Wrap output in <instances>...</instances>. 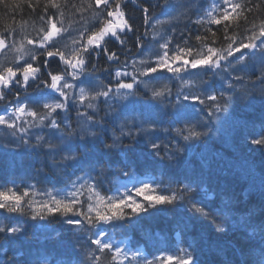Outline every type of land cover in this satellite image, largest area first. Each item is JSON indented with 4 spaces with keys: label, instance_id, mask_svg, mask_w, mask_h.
I'll return each instance as SVG.
<instances>
[{
    "label": "trees",
    "instance_id": "trees-1",
    "mask_svg": "<svg viewBox=\"0 0 264 264\" xmlns=\"http://www.w3.org/2000/svg\"><path fill=\"white\" fill-rule=\"evenodd\" d=\"M232 2L245 3L252 8V12L245 11L234 21L216 25L210 21L218 17L226 7L223 0H122L121 10L133 31H117L119 39L110 36L101 43L109 53L115 52L119 59L109 61L102 50L97 57L92 52V46H89L88 53L81 52L79 58L85 60L86 73L114 87L118 82L115 71L138 74L137 70L142 72L153 60L163 56L162 45L167 37H171L169 58L176 53L177 48L184 49L186 55L189 48L192 52L199 48L207 52L205 50L208 47L221 51L229 44L235 47L242 40L248 42L247 37L259 32L261 22L264 21V0ZM56 3L59 9L52 7L50 0H0V38L4 41L0 50L7 49L5 56L0 57V70L6 67L15 69L25 61L33 62V56L38 57L33 67L40 68L37 79L33 81L30 78L27 88L21 83L2 89L4 101L0 100V115L5 113V108L1 107L3 103L7 106L12 104V108L16 106L17 99L23 101L27 97L34 108H37L38 100L43 98L44 102L51 97V93L56 101L62 99L46 87L45 82L51 83L49 72L61 74L70 78L72 84H77L69 75L73 71L70 66L57 57L47 58L41 53L54 43L55 48L64 53L65 60L73 59L75 63L73 53L86 45L87 37L97 31L108 18L103 14V5L97 8L94 0H56ZM45 6L48 7L46 14L43 11ZM143 7L150 9L147 21L144 19ZM49 17L53 18L52 22L57 24L60 32L51 41H44L43 35L50 30ZM156 20L164 23L156 24ZM197 36L202 39L197 40ZM137 37H140L139 43L143 47L137 46ZM120 40L124 43L121 44ZM260 51L251 48L243 50L245 55L254 58ZM235 55L239 56V53ZM193 57V53L188 56L189 59ZM45 59L48 60L46 66L43 63ZM235 61L229 57L228 61H221L219 68L191 70L197 73L194 78L186 72L157 73L154 74L156 79L139 76L141 82L138 87L110 94L106 104L101 102L106 98L93 101L99 109L95 119L103 118L109 106L113 113L119 114V120L105 119L107 142H111L113 128L119 132V123L129 127L125 117L131 119L139 116L143 119L141 113H151L163 119L165 122L162 127L170 131L159 133L155 141L161 145V157H164L162 161L160 159L162 167L153 162L159 161V157L154 155L144 137H139L135 146L127 151V162L120 150H113L111 168H108L109 161L91 143L83 148L77 146L75 153L65 151L63 154H80L79 164L64 161L62 155L53 152L46 154L50 162L45 166H26L24 173L21 172L23 169L18 171L25 162L20 155L28 154L16 152L20 145L12 149L10 147L8 152L0 151V154L5 153L1 155L9 171L8 175L0 178V191L13 189L23 194L27 189L29 193L21 202L24 209L22 213H8L0 209L3 212L0 226L22 228L16 234L0 233V264H45V261L47 264H114L112 254L95 251V245L89 244L90 239L96 238L92 233L100 228L108 233L110 242L127 253V260L118 258L122 264H169L165 259L168 255L183 256L185 249L194 255L195 264H233L226 260L229 257L244 260L241 264H260L264 259V145L252 141L264 137V81L257 79L258 72L264 71V59L257 60L258 66L249 64L253 65L250 68L256 75L244 81H232L230 78L233 73L240 77L233 70ZM172 78L183 81L192 78L190 84L196 87V95L201 99L205 94L217 95L218 100L195 103L188 110L187 119L176 123L170 118L180 101L171 97L172 94L176 96L175 90H169L175 82ZM16 79L22 81V76L18 75ZM119 79L131 82L130 77ZM221 84L224 85L221 87ZM80 86L83 85H77L72 90ZM221 88L233 90L232 94H228L233 99L220 98ZM244 88L248 89L245 96L241 92ZM86 91L91 94L87 87ZM153 91L164 94L154 97ZM128 92H134L135 96L128 95L125 98L124 94ZM78 100L77 92L69 94V112L53 115L58 123L61 116H67L73 129L84 131V121L76 120L77 112L94 110L78 106ZM215 103H220L221 108L226 107V110L216 111L213 107ZM35 123L38 131L44 128L39 119ZM61 127L63 129V124ZM176 129H182V132ZM193 131L202 135L183 139V136H189ZM10 135L15 142L19 141L16 135ZM123 143H129L127 137L123 138ZM143 147L146 149L143 150ZM221 147H227L231 155L222 154ZM28 153L35 154L37 158L43 154L41 151L36 152L35 148H31ZM168 156H172V160H168ZM218 156L224 159L220 160ZM97 159L99 164H96ZM101 168L107 170L101 176L96 192L92 193L88 188V184L92 183L89 178L100 176ZM123 172L131 174L125 176ZM56 173H61L62 177L57 178ZM141 182L153 185L154 191L147 195L175 193L185 198L177 199L173 204L156 205L147 212L130 215L122 220L102 222L97 227L87 225L86 222L79 226L62 222L63 213L50 214L40 207L42 204H51L52 197L66 200L71 199L73 194L83 203L84 211H87L89 204L103 208L108 197L130 194L134 199L144 201V197L137 196L135 192ZM81 184H84L83 188ZM184 186L196 191L189 194ZM194 204L197 207L206 206V211L219 210V214L205 218L194 211ZM217 224L225 230H218ZM133 252L139 255L134 258ZM93 256L99 259H93Z\"/></svg>",
    "mask_w": 264,
    "mask_h": 264
},
{
    "label": "snow or ice",
    "instance_id": "snow-or-ice-1",
    "mask_svg": "<svg viewBox=\"0 0 264 264\" xmlns=\"http://www.w3.org/2000/svg\"><path fill=\"white\" fill-rule=\"evenodd\" d=\"M95 6L100 8L103 5V14L108 18L106 22H103L102 26L97 30L93 31L87 37V44L83 45L82 47L78 48L74 53L73 56L76 58V62H73V59L65 60L64 53L59 51V49L55 48V44L49 46L47 50H45L41 55L47 58L57 57L61 61L68 66H70L73 71L69 74L72 76L74 80L77 81V84L68 83L65 80V77L61 74H52L51 72L48 73L51 83H47L46 87L48 89L54 90L55 92L59 93V96L62 98L55 103H45L41 100L36 102L37 108H40L45 111L42 115L36 111L29 108L27 104L20 103L19 100L17 103L19 104L18 107H15L13 110V114L9 115L7 118L5 115H0V125H4L7 128L13 129V135L17 132L23 133L27 135L29 129L33 127V124H30L28 121H24V124L21 126H17L16 120L22 119V115L16 114H27L33 120L36 118L39 119V123L44 127L51 130V137H54L59 143H53L51 139L46 140L44 136H37L36 142L37 145L46 147L49 149L50 152H65L70 151L75 153L77 146L83 148L87 144L91 143L94 147H96L97 151H99L102 157L109 161L108 168L112 167L110 163L111 157L113 155V150H120V153L125 158V162H127V151L132 149L139 137H144L146 140L149 148L153 151L156 157H161V145L156 141V138L159 133L161 132H168L170 129H165L162 127L163 123L165 122L158 116H155L151 113H141L140 115L143 116V119H140L139 116H133L131 119L125 117L127 121V125L129 127L126 128L125 123H119L118 128L119 132L117 133L116 128H113L112 135H111V142H107L106 140V126H105V119L110 118L112 120H119V114H115L111 110V106H109V111L105 112V116L99 120L95 119V117L99 114V109L97 104L93 103V101H100L101 98H106L102 103H107V98H110V94L114 92L116 94L120 93V90L127 89L131 90L134 86L138 87V84L141 82L139 81V76L146 77L148 79H156L157 73H164L170 72L173 74H177L180 72H186L189 75H196V72L191 70H198L202 68H212L221 66V61H228L229 57L233 59L243 61L245 59V54L243 52L244 49H255L258 46L261 49H264V21L261 22V26L259 28L258 33H253L252 36L247 37L248 42H244L243 40L236 44L233 47L232 44H229L227 48L221 50L208 47L207 53L204 55H197L191 59L188 56L192 55V49H187V54L185 55V50L177 48L176 53L171 57L168 58V47L171 43V37H167L166 42L162 45L163 56L159 57L158 59L152 61L144 70L140 72L137 70L138 74L128 73L124 71L117 70L115 71V77L117 78V83L114 87L110 84H103L101 81L96 80L90 74L86 73L84 65L85 60L79 58V54L81 52L88 53L89 46H92V52L95 56L99 57L100 51L102 50L109 61L111 60H118V56L115 52H108V49L101 44V41L104 40L106 36L111 34V36H116L117 30H127L128 32L133 31V27L130 23H128L127 19H124L125 13L121 10L122 0H94ZM226 7L223 9L222 13L216 17L214 20L210 21L215 23L216 25H220L222 22H229L238 19V17L245 11L248 13L252 12V8L247 7L245 3L236 2L233 3L232 0H223ZM50 5L54 8L59 9V5L56 3V0H50ZM113 5L115 7H113ZM31 6V5H30ZM14 7H18V5H14ZM44 13L48 12V7L45 6L43 9ZM142 12L144 15L145 21L149 20V7H143ZM235 14V15H234ZM63 15V13H61ZM112 18H119L122 22L121 23H114ZM245 19L247 17L245 16ZM53 18L49 17L50 22V30H48L43 35L44 41H51L52 38L60 32V29L57 28V24L52 22ZM156 24H162L163 21L156 20ZM155 26V25H153ZM41 32H44L41 29ZM83 36V33H81ZM137 46L143 47L142 44L139 43L140 37H137ZM197 40L202 39L200 36L196 37ZM256 40H259V45L255 43ZM121 44L124 43L123 40L119 41ZM29 43H35L34 41H29ZM4 45L3 38H0V46ZM239 53V56L235 54ZM215 57V59H214ZM38 57L33 56L31 60L35 62ZM33 62L25 61L22 65H18L15 69L13 67H6L0 70V100L4 99V91L2 89L10 88L13 84H21L23 87L27 88L29 86V78L31 77L33 81H35L40 74L39 67H33ZM231 61H229L230 63ZM44 65L48 64V60H44ZM135 63V61H133ZM143 63V61H141ZM95 67V65H93ZM78 70V71H77ZM22 76V81L16 79L17 76ZM80 77H83L82 79ZM121 77H130L131 82H122L119 78ZM235 79L240 80L242 77H236ZM264 81V72L261 73L260 76L257 77ZM63 83L61 84V82ZM77 85H83L79 87V102L84 104V101L87 100L88 103L84 105L85 109H93L94 111L88 112L87 110L84 112H77L76 120L79 122L80 120L84 121V125L86 126L84 131H80L77 129H73L71 123L67 116H61L60 123L57 122V119L53 114L60 115L61 113H68L70 109L69 104V94L68 90L73 89ZM89 89L91 94H89ZM231 87V84L229 85ZM164 93L153 91L152 95L154 97H160ZM19 94L17 93V96ZM125 95V98L128 95L135 96L134 92H128ZM220 98H223V93L219 94ZM233 99L232 95L227 97V100ZM205 100L208 101H217V95H204V98L201 99L199 95H185L183 96V101H191V104H183L179 103L176 107V111L172 114L171 120L180 123L187 119L188 110L195 104H204ZM216 111L226 110L221 108L220 103H215L214 106ZM59 110V111H58ZM7 112V109H5ZM47 121V123H45ZM63 124V129L61 125ZM79 127V125H78ZM92 129H95L93 131ZM177 132H182V129H176ZM202 133L200 132H190L189 136H183L184 140H189L191 137H199ZM127 137L129 143H123V138ZM21 140L24 143H28L27 140L24 139V136H21ZM258 145H264V137L260 139H256L252 141ZM177 151L179 149L177 148ZM164 157H161L163 159ZM172 156H168V160H172ZM61 159L64 161H71L73 164L81 163L80 154H72V155H62ZM99 159L96 160V164H99ZM107 169L101 168L100 176L90 177L89 179L92 181L91 184H88V181H85V184H88L89 191L92 193L96 192L97 184L100 182L101 176L104 175V172ZM131 173L123 172V175L128 176ZM78 179H80L78 177ZM75 187V185H73ZM81 188L84 187V184L80 185ZM187 193H193L196 189H193L188 186H184ZM154 191L153 185L149 183L141 182L140 187L135 188V192L137 196L144 197V201H138L134 199L130 194L124 195L123 197H108L106 203L104 204L103 208H95L92 204H89L87 207V211L83 210V203L77 198L75 194L72 195L71 199L66 200H57L55 197H52L51 204H42L40 207L50 214L55 213H74V218H71L67 221L68 224H75V225H83L85 222L87 225H91L93 227H97L100 223H111L114 220H122L125 219L127 216L134 215L140 212H147L149 208H153L156 205L160 204H173L177 199L183 200L185 197L184 195L177 196L175 193L172 195H163L158 194L155 196L147 195V193ZM28 190L25 189L23 194L15 192L13 189H8L7 191H0V209H5L8 213H16V212H23L24 209L22 207V201L24 198L28 196ZM79 205V207H77ZM29 207H31V203H29ZM194 211L199 212L205 218L214 217L219 214V210H211L206 211L205 207H197L195 204L192 206ZM124 209H130V212H125ZM75 217H83L84 219H78ZM35 218V215L33 216ZM41 218L43 216L41 215ZM215 223V220H212ZM217 229L220 231H224L225 229L221 228L220 225H216ZM89 231L91 229H88ZM22 231V228L19 226H0V233L5 235L11 233L16 234ZM93 236L95 239H90L89 244L95 245V251H99L102 254L106 251L112 254V260L114 264H122V261L118 260L119 257H123V260H127L128 256L127 253L121 249L118 245H114L112 242L109 241L108 233L103 229L100 228L99 231L93 232ZM184 255L180 257H174L172 255H168L165 259L169 262V264H195L196 258L186 249L183 250ZM133 257L139 255L138 252L132 253ZM93 259H99L98 257L93 256ZM47 264V261H45ZM260 264H264V259L261 260Z\"/></svg>",
    "mask_w": 264,
    "mask_h": 264
},
{
    "label": "bare ground",
    "instance_id": "bare-ground-1",
    "mask_svg": "<svg viewBox=\"0 0 264 264\" xmlns=\"http://www.w3.org/2000/svg\"><path fill=\"white\" fill-rule=\"evenodd\" d=\"M257 45H259V42H258V44ZM256 50H260L261 48L258 46L257 48H255ZM208 50V49H207ZM207 50H205V51H207ZM262 50V52L260 51L258 54H257V56H255V58L254 57H252V56H247V55H245V59H244V61L243 62H239V61H235V63H234V66H233V70L235 71V72H238V74H240V77H242V80L244 81L245 79H247V78H251L253 75H256V72L252 69V68H250V67H252L253 65H254V67L255 66H258L259 64L257 63V60H260V59H264V49H261ZM202 51H204L203 49H201V48H199L198 50H195V52H192L193 54H194V56H197V55H204V54H206L207 52H202ZM255 52V51H254ZM258 52V51H257ZM5 54H6V49H1L0 50V56L2 57V56H5ZM169 58V57H168ZM248 58V59H247ZM154 61V60H153ZM249 64H253V65H249ZM249 65V66H248ZM240 70H242L241 71V73H239L240 72ZM244 71V72H243ZM262 72H264V71H262ZM262 72H258V76H260L261 75V73ZM234 75H230V78H231V80L232 81H236V74L235 73H233ZM193 76V78H194V76L195 75H192ZM173 79V78H172ZM173 81H175L174 82V84H173V86L172 87H170L169 88V90L170 89H173V90H175L176 91V96L177 97H180V96H185V95H190V94H192V95H196V91H197V89H196V87H194V86H192L190 83L192 82V78L191 79H188V80H186V81H183L182 79H173ZM241 82V81H240ZM224 84H221L220 86L222 87ZM232 85V84H231ZM219 86V85H218ZM247 88H244V89H242V94L244 95V93H246L247 92ZM219 93L221 94V93H223L224 95H223V97H228V94H232L233 93V90H231V89H219ZM218 94V93H217ZM174 94H172V96L171 97H173L174 99H176V100H179L180 102H178L177 104H179V103H183V104H191V101H183V97L182 98H177ZM245 96V95H244ZM53 96H51V97H49V98H47L44 102L45 103H53V102H55L56 101V99L55 98H52ZM170 97V96H169ZM19 100V102L20 103H24V104H27L28 106H29V108L30 109H33V110H36V111H38L41 115L45 112V111H47V110H42V109H40V108H34L33 107V105L30 103V101L27 99V97H26V99H22L23 101H21L20 99H17L16 100V106L15 107H18L19 106V104L17 103V101ZM4 101V100H3ZM32 102V101H31ZM33 104H34V102H32ZM11 106H12V104H10ZM35 105V104H34ZM11 106H7V104L5 105L4 103H3V105L1 106L2 108H5V109H10L11 108ZM28 116V115H27ZM31 118H30V116H29V118L28 117H23L22 116V119H17L16 120V124H17V126L19 127V126H21V125H23L24 124V121H28L30 124H33V127H31L30 129H29V132L27 133V135H25V134H23V133H19V132H17L15 135L17 136V138H18V140L19 141H14V137L13 136H11V135H7L8 133H9V129L10 128H7L6 126H3L2 128L0 127V151H6V152H8L9 151V148L11 147V149L12 148H14L13 146H15V147H18V145H20L19 147H18V149L16 150V152H20V153H27L28 155H24L23 156V154L22 155H20V154H18V155H20V157H23L24 159H25V162H24V164H23V167H21V168H19L18 169V171L19 170H21V169H23V170H21V172L23 171V173H24V168L26 167V166H32V167H34V166H45L48 162H50L49 161V159L47 158V153H53V152H50L49 151V149L48 148H46V147H42V146H39V145H37V142H36V137L37 136H44L45 137V139L46 140H48V139H51L52 140V142L53 143H59V141L58 140H56L54 137H51V135H50V132H51V130L50 129H48L47 128V131L45 130L46 128L44 127V128H42V130L40 129L39 131L37 130V124L35 123V121H29ZM45 123H47V121H45ZM42 127H43V125H42ZM10 132L11 133H13V129H10ZM21 136H24V139L25 140H27L28 141V143H24V142H22V140H21ZM31 148H35L36 149V152H38V151H41V152H43V154H41L40 156H38V158L36 157V155L35 154H30V153H28V151L31 149ZM143 150H145L146 148L145 147H143L142 148ZM142 150V151H143ZM229 149L227 148V147H221V152H222V154H223V152L227 155V156H230L231 154L229 153ZM231 152V151H230ZM65 152H58V156L59 155H63ZM1 154H5L4 152H2ZM0 154V178H3L4 176H6V175H8V169H7V167H6V165H5V163H4V161H5V158L2 156ZM221 155V154H220ZM153 157V156H152ZM140 159H142V158H140ZM160 159H161V157H159V161H153L154 163H156V165H159V166H163V164H161L162 162V160L163 159H161V161H160ZM218 159H220V160H222V159H224L222 156H218ZM38 161V162H37ZM21 164V163H20ZM22 165V164H21ZM20 172V173H21ZM62 174L61 173H56V177L57 178H61L62 176H61ZM3 213V212H2ZM1 212H0V218L2 217V214ZM63 215V217H62V222H67L69 219H71V218H74V213H67V214H62ZM1 220V219H0ZM226 260H230V261H232L233 262V264H241V262H244V260H242V259H236L235 257H229L228 259H226ZM62 263V262H61ZM60 263V264H61Z\"/></svg>",
    "mask_w": 264,
    "mask_h": 264
},
{
    "label": "rangeland",
    "instance_id": "rangeland-1",
    "mask_svg": "<svg viewBox=\"0 0 264 264\" xmlns=\"http://www.w3.org/2000/svg\"><path fill=\"white\" fill-rule=\"evenodd\" d=\"M113 22L114 23H121L122 21L119 19V18H115V19H113ZM119 30V29H118ZM117 30V31H118ZM110 35V34H109ZM108 35V36H109ZM107 37V36H106ZM105 37V38H106ZM104 38V39H105ZM2 67V62H0V68ZM31 78V77H30ZM29 78V79H30ZM65 80L68 82V83H72V80L70 79V78H68V77H65ZM63 83V81L61 82V84ZM51 91H53V92H55L54 90H51ZM71 92V93H70ZM73 92H77V97H79V87H78V89L77 90H72V89H70V90H68V93L71 95ZM52 95L51 96H53V93H51ZM55 94H59V93H57V92H55ZM55 102H57V101H55ZM55 102H53V103H55ZM78 102V106L80 105V106H84L85 104H87L88 103V101L87 100H85L84 101V104H81L80 102H79V100L77 101ZM14 110V109H13ZM13 110H12V112H10L9 114H5V117L7 118L9 115H12L13 114ZM33 110V109H32ZM16 115H22L23 117H28L29 118V116H27V114H16ZM31 118V117H30ZM36 119H38V118H36ZM35 119V120H36ZM35 120H33V118H31L29 121H35ZM4 125H0V127L2 128ZM75 192H77V190L75 191ZM59 193H62V192H59Z\"/></svg>",
    "mask_w": 264,
    "mask_h": 264
}]
</instances>
